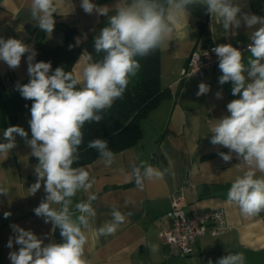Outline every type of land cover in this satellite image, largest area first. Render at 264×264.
<instances>
[{
  "label": "clouds",
  "instance_id": "obj_1",
  "mask_svg": "<svg viewBox=\"0 0 264 264\" xmlns=\"http://www.w3.org/2000/svg\"><path fill=\"white\" fill-rule=\"evenodd\" d=\"M194 4L206 5L207 12L217 18L226 34L234 35L232 30L242 25L249 30L250 57L246 63L242 51L230 43L213 49L222 73L219 84L231 82V94L238 98L226 105L229 115L212 124L210 143L228 149L218 153L225 163L231 162L233 156L239 161L234 166L238 174L231 180L227 203L235 205L246 217L264 212V16L243 12L236 0H122L110 16L107 6L81 0L85 13L95 12L108 18L93 43L94 52L103 54L102 58L94 60L91 53L82 55L77 62L83 65L82 71H65L63 67L53 71L51 62L34 63L37 53L22 40L0 37V61L9 68H18L27 54L30 79L25 84L17 83L16 90L24 99L33 101L28 121L31 138L21 126L5 128L0 161L6 160L16 148L17 136L30 147L31 156L38 163L34 166L36 181L28 191L35 195L43 184L46 194L34 213L45 223L51 222L53 232L59 229L62 237V242L52 240L45 244L44 238L33 231L12 224L15 237L9 238L7 247L11 249L13 243L20 247L9 253L11 264H89L85 246L97 216L93 206L97 195L90 191L95 180L89 170L73 167L80 159L82 129L86 123L98 124L104 119V110L122 98L130 77L140 69L137 58L149 56L170 38L174 27L184 19L187 21V6ZM56 12L54 0H31V18L48 34L54 30ZM209 91L210 87L201 82L196 95ZM215 95L221 99L222 91ZM88 147L98 152L105 167L114 163L115 154L106 140L96 138L89 141ZM169 172L168 168L133 164L126 179L134 178L137 188L143 190L145 181L163 180ZM81 191L89 193L87 199L74 203L73 198ZM0 195H9V188L0 185ZM131 214L113 206L111 220L96 229L97 236L114 235ZM9 216L11 212H4L5 218ZM244 261L243 253H229L216 264H244Z\"/></svg>",
  "mask_w": 264,
  "mask_h": 264
},
{
  "label": "crops",
  "instance_id": "obj_2",
  "mask_svg": "<svg viewBox=\"0 0 264 264\" xmlns=\"http://www.w3.org/2000/svg\"><path fill=\"white\" fill-rule=\"evenodd\" d=\"M55 26L51 34L41 30L30 15L31 0H0V37L16 38L38 53L41 40L50 47L64 43L65 30L76 29L77 40L87 55L86 45L92 41L108 18L97 13L87 14L80 6L81 0H54ZM100 7L107 6L108 15L115 14L122 0H92ZM243 12L264 16V0H236ZM187 21L182 20L174 27L170 38L160 46L161 88L170 91L157 108L142 119L138 126L139 138L135 143L115 154L111 167H105L100 157L83 165L95 180L90 190L97 195L93 206L97 216L88 233L85 257L89 264H216L229 253H243L244 264H264V212L254 217L243 216L235 205L227 203V191L231 180L237 175L234 167L239 161L225 163L218 155L228 152L227 148L212 145L211 128L215 120L229 115L226 105L234 97L231 82L220 85L222 73L219 67L207 71L201 82L212 88L207 94L197 96L198 84L183 86L179 82L181 70L194 52H200L209 45L232 44L234 47L247 46L249 30L243 25L233 29L234 35L226 34L215 16L207 12L204 4L187 6ZM80 56V57H81ZM79 57V59H80ZM244 62L250 53L244 55ZM77 60V62L79 61ZM37 62V55L33 61ZM75 63L73 71H82V64ZM0 73H12L17 83L29 82L27 54L22 57L16 69L0 61ZM222 91V98L216 92ZM30 109L22 111L15 126H21L29 133ZM4 129L0 130V142H4ZM16 148L9 157L0 161V185L9 188V195H0V264H11L9 253L18 251L19 245L7 247L9 238L14 240L11 225L33 231L44 238L47 244L52 240L62 242L60 230L53 232L51 222L45 223L34 209L45 198L43 184L35 195L28 188L35 183L34 166L38 163L31 156V149L19 136ZM150 164L159 169H170L163 180L145 181L143 190L137 188L131 174L132 165ZM179 192L183 197V208L191 215H198L212 209L223 208L227 216V229L218 236L206 235L193 245V254L182 257L176 250L163 244L160 232L170 225L168 212L170 196ZM89 193L78 192L74 203L86 200ZM113 206L122 213L131 212L114 235L97 236L96 229L111 220ZM4 212L11 216L4 217ZM45 234L47 237L45 238Z\"/></svg>",
  "mask_w": 264,
  "mask_h": 264
},
{
  "label": "trees",
  "instance_id": "obj_3",
  "mask_svg": "<svg viewBox=\"0 0 264 264\" xmlns=\"http://www.w3.org/2000/svg\"><path fill=\"white\" fill-rule=\"evenodd\" d=\"M64 32L65 40L61 45L50 47L42 40L39 44L37 62H51L53 71L57 67L73 71L83 52L82 46L77 44L78 30L68 29ZM93 43L94 41L88 43L85 50L92 54L94 60H99L103 54L94 52ZM137 59L141 67L135 76L130 77L122 98L115 100L111 108L104 110V119L98 124L92 122L84 125L83 143L79 148L80 159L73 167L90 164L99 158L98 152L88 147L89 141L96 138L106 140L114 153L133 145L139 138L140 121L170 96L169 90L161 88L160 47L149 56ZM15 82L14 74L0 73V130L15 126L19 114L30 109L33 103L24 99L19 91L11 89Z\"/></svg>",
  "mask_w": 264,
  "mask_h": 264
},
{
  "label": "built area",
  "instance_id": "obj_4",
  "mask_svg": "<svg viewBox=\"0 0 264 264\" xmlns=\"http://www.w3.org/2000/svg\"><path fill=\"white\" fill-rule=\"evenodd\" d=\"M216 45H209L200 52H194L189 57L186 66L181 70L179 82L188 86L193 82L199 85L207 71L218 66L219 60L213 49ZM244 55L247 46L237 47ZM210 89L212 85L206 83ZM171 207L168 212L170 225L160 232L164 245L176 250L177 254L188 258L193 254L195 242L206 235L218 236L227 229V216L223 208L201 212L198 215L188 214L183 208V197L179 192L170 196Z\"/></svg>",
  "mask_w": 264,
  "mask_h": 264
}]
</instances>
